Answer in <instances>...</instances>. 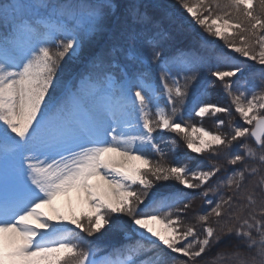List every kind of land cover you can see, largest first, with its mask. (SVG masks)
<instances>
[{"label": "snow or ice", "instance_id": "6c2138e0", "mask_svg": "<svg viewBox=\"0 0 264 264\" xmlns=\"http://www.w3.org/2000/svg\"><path fill=\"white\" fill-rule=\"evenodd\" d=\"M180 7L226 50L170 52L159 0H0V264H264V0ZM66 58L76 64L67 76ZM205 69L231 107L197 102L195 116L234 109L251 128L224 119L217 126L231 133L185 125ZM157 132L223 163H166ZM246 136L255 147L240 143ZM226 165L231 174L205 187ZM169 180L214 206L185 224L180 213L194 197L156 189ZM222 185L232 195L208 198ZM105 234L123 240L102 248L86 238Z\"/></svg>", "mask_w": 264, "mask_h": 264}, {"label": "trees", "instance_id": "16d2710c", "mask_svg": "<svg viewBox=\"0 0 264 264\" xmlns=\"http://www.w3.org/2000/svg\"><path fill=\"white\" fill-rule=\"evenodd\" d=\"M161 4H163L167 10L168 13V19H163L162 24L164 27H169L171 24V37L168 40L166 44V48L170 52H175L177 49H194L202 54H212L215 52H220L226 50L222 45L216 44L214 41H211L210 38H208L201 29H199L194 23H187L185 13L181 11L180 7V0H159ZM192 2V0H190ZM161 17L164 16V13L161 12L159 14ZM235 58L239 60H245L246 58H239L238 56H234ZM247 65L250 66L253 69H259L260 65L253 66L249 63V61H246ZM210 73L207 69L204 70L202 77L198 80V82L195 85L196 88V99L192 98L191 91L189 96V102L186 103L185 109L183 110L184 115V123L190 119L191 116H194V106L197 102H215L218 103L221 106L225 107H231V98L224 92L223 86L220 82H215L213 84V79L211 77H208ZM255 84H260V80L256 78L253 81ZM187 114H190L187 116ZM217 119H224L225 121H231L233 125H239L244 127H249L243 123L241 119H239V115L235 113L234 109L232 111L231 116L225 115V114H217L216 116H207L202 121H199L201 125H203L205 128L208 127V129L212 132H220L221 134L225 133H231V128L227 127V125L223 128H220L217 126ZM174 136V139L177 141L176 145H178L179 142H181V137L177 135L176 133H172ZM173 138V137H172ZM247 142L249 144H252L255 147L254 141L251 139L250 136H246L244 138H241L240 143ZM235 143V142H234ZM164 146V145H163ZM180 146V145H179ZM242 152L243 150L240 149ZM174 152V151H173ZM157 155V154H155ZM172 155V151L168 150V155L165 156L166 163H175V161L179 162H187L189 165L188 167L192 170L197 169H207L208 166L212 163H223L222 160H214L211 158L210 152H204L200 154H195L191 152H186L185 150L178 149L176 151V157L174 161H169L170 156ZM156 159V158H155ZM159 159V158H158ZM234 166L226 165V169H222L219 173H217L212 179L208 182V185L205 187H212L213 189L217 188V184L219 181L224 179L226 175L231 174V168ZM168 184H163L162 186L171 187L174 189L181 190L187 194H190V198L198 197L200 193V189L196 190L195 192L186 190L181 188L179 185L176 186L174 180L167 181ZM159 189V187H157ZM156 190V189H154ZM229 195H232V189H229L227 186H220L219 190L210 192L209 196L213 198L214 200H219L221 196L227 197ZM188 201L185 200L184 203H187ZM245 201L239 200L238 203H244ZM182 204V203H181ZM178 205V204H177ZM147 206V203L145 205H142L141 208H149L145 207ZM203 210L202 206L197 207V209L194 211V219L198 212ZM214 218L212 220V223H214ZM200 226V225H199ZM198 226V227H199ZM113 243V242H112ZM108 248H112V245H110ZM208 255H211L209 253Z\"/></svg>", "mask_w": 264, "mask_h": 264}, {"label": "rangeland", "instance_id": "374dc122", "mask_svg": "<svg viewBox=\"0 0 264 264\" xmlns=\"http://www.w3.org/2000/svg\"><path fill=\"white\" fill-rule=\"evenodd\" d=\"M192 2H193V0H192ZM181 11L184 12L183 9H181ZM185 16H186V20L188 21L187 23H191V22L194 23L199 29H201V31H203V33H205V35L208 38L211 39V41H214L216 44H220V45H222V47L225 48V42L223 40H220L217 37H215L214 35L209 34L203 27H201L198 24H196V22L191 18L190 15H188V14L185 13ZM237 43H239L238 40H237ZM232 55L233 56H238L239 58H243L244 59V57H241L237 53H232ZM66 61H67L66 63H63L62 64L63 75H65V76H67L76 67V64H74L70 60H67V58H66ZM249 63L251 65H253V66H258L259 65V64H257L254 61H249ZM158 75H159V70H155L153 72V77H157ZM208 77H211L214 80V78L211 75H209ZM257 85H259V84H257ZM161 103H164V101L162 100ZM210 103H215V102H210ZM215 104H218V103H215ZM189 115L190 114H187V116H189ZM209 116H211V115H209ZM205 117H207V116H205ZM205 117L204 118H200V117L195 116V114H194V116H191L190 119L188 121H186L185 125L188 126L189 128H191V126H193V125H195L196 127H203V128H205L199 122V121H202L203 122V120L205 119ZM239 119L242 120V118H240V116H239ZM243 123H244V121H243ZM245 125H247V124H245ZM247 126L251 127L250 125H247ZM205 129L209 130L208 127L205 128ZM213 133H218V132H213ZM219 134H221V133L219 132ZM155 135L157 137V142L160 144L161 148L163 149V151L166 153V156H167L168 155V150H171L172 151V147L173 146L171 144V140L174 139L173 134L171 132H164V133L157 132ZM180 137H181V142H179L178 145H175V151L174 152L172 151V155L169 158V161L170 162L171 161H174V159L176 157V151L178 149L185 150L186 152L194 153V152H192L191 149H188L187 148L186 143H185L183 137L182 136H180ZM195 154H200V153H195ZM153 157L156 158V159L160 158L159 155H155V154H153ZM175 162L177 164L179 163L177 161H175ZM184 164L189 165L187 162H181L180 161V165H184ZM204 170H207V169H204ZM164 183L165 184H168L167 181H159V182H156V189H157V187L161 188V186ZM175 183H176L175 184L176 186L179 185L181 188L186 189L182 185H180L177 181H175ZM135 187L136 186H134V188ZM186 190H189V189H186ZM190 191H192V190H190ZM208 198H211V197L209 196ZM204 199L205 198L201 197L200 195L198 197L195 196L192 199V207L189 210H187L186 212L180 213V215H181V217L183 219V222L185 224H187V223H195V219H194L193 216H194V211L197 209V207L202 206L203 210L210 211V208L212 206H214V205L209 206L206 203H204ZM211 199H213V198H211ZM145 207H147V206H145ZM175 207L182 208L183 207V204H178ZM141 209L143 211H151V209H149V208H141ZM165 211H167V209H165ZM173 211H175V208H173ZM121 219L124 222H126V227L128 229H132L133 227H135L134 225L131 224V218L130 217L122 216ZM151 226L154 227L157 230H162L163 229V225L160 222H158V221L152 222ZM198 226H199V224L196 225V228H197V232L199 233L201 231V226H199V227ZM82 235H85V234H82ZM86 238L89 239V240H91V241H93L95 244H97L99 247H102V248H108L110 245H112V247H113V246L118 245L119 243H121L122 240H123V237L122 236H113V235H108V234H105L104 236H100L99 238H97V237H86ZM153 239H155V238H153ZM157 243L159 244V241H157ZM159 246L161 248H164V245H162V244H159ZM172 255L173 256H177L178 254L172 253Z\"/></svg>", "mask_w": 264, "mask_h": 264}]
</instances>
